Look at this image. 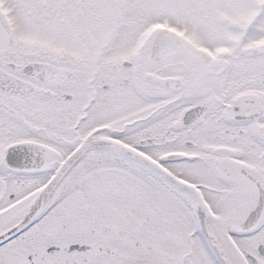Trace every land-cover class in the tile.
<instances>
[{
	"label": "snow or ice",
	"instance_id": "1",
	"mask_svg": "<svg viewBox=\"0 0 264 264\" xmlns=\"http://www.w3.org/2000/svg\"><path fill=\"white\" fill-rule=\"evenodd\" d=\"M0 264H264V0H0Z\"/></svg>",
	"mask_w": 264,
	"mask_h": 264
}]
</instances>
